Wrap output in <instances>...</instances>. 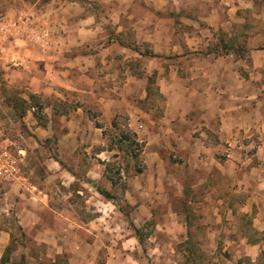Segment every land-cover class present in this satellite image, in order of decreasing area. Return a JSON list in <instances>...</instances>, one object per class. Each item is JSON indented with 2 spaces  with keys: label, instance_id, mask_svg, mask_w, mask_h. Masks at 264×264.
<instances>
[{
  "label": "crops",
  "instance_id": "obj_1",
  "mask_svg": "<svg viewBox=\"0 0 264 264\" xmlns=\"http://www.w3.org/2000/svg\"><path fill=\"white\" fill-rule=\"evenodd\" d=\"M1 1L6 12L0 15V27L9 22L19 25L12 36L2 39L0 70L6 71L8 89L25 86L30 95L52 102L45 105L50 121L38 129L46 137L56 135L59 156L50 160L45 188L26 178L18 212L26 234L48 248L44 256L50 262L153 264L159 260L151 250L144 257L140 254V239L129 231L117 204L98 192L101 188L113 194L118 187L106 172L107 152L115 150H101L85 157L86 162L76 157L79 148L105 149L110 141L105 131L117 130L118 124L113 123L123 117L144 146L143 169L129 173L121 168L117 176L135 195L153 202L154 196L166 191V182L175 186L174 195L187 196V191L207 181V171L222 173L225 168L228 171L223 173L234 180V193L248 198L242 209L254 214L252 225L264 235V0ZM97 2L103 5L100 12L94 9ZM128 4H136L139 10L124 13ZM159 18L167 19L166 27L161 28ZM126 19L130 20L127 28ZM176 19L183 24L179 28ZM111 20L112 29L104 26ZM127 30L139 42L148 43L152 52L145 55L141 46L126 44ZM132 52L139 59L148 58V73L158 71L161 63L167 65V72L158 75L160 97L152 109L138 104L148 97V89L142 90V75L126 70ZM16 58L22 67L8 64ZM117 78L122 80L119 86ZM73 101V109H62ZM171 148L179 150L189 175L203 170L202 182L190 178L187 190L179 185L168 167L166 155ZM223 151L225 165L216 156ZM71 160L76 162L74 168ZM81 163L84 169L79 170ZM53 179L70 188L69 198L75 196L84 204L55 202L46 186ZM138 208L145 209L144 205ZM140 225L138 220L134 224L137 229ZM181 226L188 240L189 225ZM9 243L10 235L2 234L0 258ZM251 244L246 245V256L255 262L264 251V238ZM26 258L35 261L27 249Z\"/></svg>",
  "mask_w": 264,
  "mask_h": 264
},
{
  "label": "rangeland",
  "instance_id": "obj_2",
  "mask_svg": "<svg viewBox=\"0 0 264 264\" xmlns=\"http://www.w3.org/2000/svg\"><path fill=\"white\" fill-rule=\"evenodd\" d=\"M97 4L94 8L95 11H102L103 5H99L98 2ZM138 10L136 4H128V7L124 8V13ZM165 11L170 12L171 10L166 9ZM5 12L6 5L0 0V15H4ZM102 14L103 12L101 17ZM159 21L161 28L167 26L166 18H159ZM124 23L127 25L126 28L130 26L129 19L124 20ZM180 24H182L181 20L176 19L177 28ZM104 26H109L112 29V20L111 22L105 21ZM127 32L128 36L124 39L126 44L134 45L137 48L141 46L145 55L152 52L149 50L148 43L139 42L135 38L134 32L130 30ZM175 58L177 57L175 56ZM127 59L126 70L141 74L144 84L142 90L145 88L149 90V96L144 101L136 98L138 104L146 110L154 108L155 101L160 97L158 75L163 71L167 72L166 63L158 65V71L148 73L150 66L146 67L145 62L148 58L139 59L134 57L132 52V56L128 55ZM8 64L11 66L10 62ZM5 73L6 71L0 70V162H5L6 154L10 159L15 160L19 167L20 180H16L17 178L8 180L0 176V237L4 233L10 235V243L3 250L0 263L3 257H7L10 259L8 264H30L32 262L34 264H68L67 259H58L56 263L50 262L44 256L48 252V248L35 243L33 238L23 230L18 218L21 195L26 192V178L39 185L40 188H45L44 181L46 178L49 179L51 171L49 164L53 162L50 160L55 161L59 156L58 148L54 142L56 135L54 138L46 137V132L38 129L40 126L45 127L50 121V117L45 113V105L52 102L40 97L39 103L33 102L30 100V92L26 91L25 86L21 88L15 85L12 89H8L10 84L6 81ZM121 81V78H117L115 85L119 86ZM23 101L28 102L26 103L27 110H23V106H21ZM74 107L73 101L66 103L62 109L69 111ZM93 109L99 110L97 107H92ZM94 115L97 118V114L94 113ZM53 119V125L60 131L58 119L54 117ZM115 122L119 127L117 130L109 128L105 131L110 138L105 149L102 146L79 148L76 151L78 153L76 157L81 156L82 162L83 158L86 162L85 157L95 156L101 150L114 149V152H107V156L110 158L109 164L116 168L115 172L121 168L126 171L143 169L141 158L138 161L135 158L131 159L132 150L130 148L129 151L128 148L125 149L126 147L123 148L124 150L118 149L122 145L119 143L122 134H127L132 140L136 139V136L127 129L126 118L123 117ZM140 145L142 144L140 143ZM170 151L171 154L166 155L169 157L168 167L175 172L177 181L182 188L184 187L186 190L189 188L190 178H193V182L203 181V170L196 169L193 176L189 175L188 164H185L181 158L179 150L171 148ZM226 154V151L218 153L220 156L216 154L220 159L219 162L223 165H225ZM71 161L70 165L74 168L76 162ZM83 165L81 163L79 170L84 169ZM225 171L228 170L224 168L222 173L217 169L207 171L205 173L207 181H204L199 188L187 191L190 192L187 196L174 195L175 186L172 188L165 182L166 191H161L154 196L153 202L148 197L143 198L140 194L135 195L134 189L128 188L126 181H117L118 187L114 189L113 194L121 212L120 217L126 220L129 231L135 235H137L135 222L138 220L141 224L138 237L142 240L139 243L140 248L137 250L143 257L151 250L159 256V260L153 264H264V251L254 259L255 262L250 256H246V245L263 240L264 235L252 225L254 214H247L242 209L248 198L241 193H234L235 188L232 186L234 180L230 175L224 174ZM212 183L216 186L214 187ZM209 185L212 186L209 187ZM46 186L49 192L55 196V202L57 200L59 202L60 200H76L75 196L69 198L70 188L61 185L56 179L47 183ZM76 201L79 205L84 204L81 199ZM200 202L202 204L199 205ZM141 205H144L145 209L140 210L138 207ZM173 221L179 223L173 224ZM183 222L188 223L191 231V237L188 240L183 237L181 226ZM170 230L175 236L170 233ZM150 237L151 239H149ZM246 240L249 243H245ZM26 249L30 258L33 257L35 261L26 258Z\"/></svg>",
  "mask_w": 264,
  "mask_h": 264
},
{
  "label": "trees",
  "instance_id": "obj_3",
  "mask_svg": "<svg viewBox=\"0 0 264 264\" xmlns=\"http://www.w3.org/2000/svg\"><path fill=\"white\" fill-rule=\"evenodd\" d=\"M148 96H149V90H148ZM30 100H32L33 102L36 101V103H37L39 101V97L36 96V95H31L30 96ZM26 103H28V102L27 101H23L22 102L21 106H23V110H27L26 109ZM41 110H42V108H41ZM113 126L117 127L116 126V122L113 123ZM119 143L122 144V145H120L118 147V149L124 150L123 148H125V147H126L125 149L128 148V151L131 149L132 150V153H131L132 157L135 158L137 161L139 160L140 155H141V151H142V145H140V143L138 141H136V139L132 140V138L127 136V134H122V136L119 139ZM114 169H116V168H114V166L108 164L106 172H107V175H108L107 176L108 179H110L112 181V183L116 184L118 179H120V178L116 177L120 173L119 172L120 170L117 169V171L115 172ZM136 171L140 172V169H137ZM114 172H115V174H114ZM98 192L103 197H105L106 199L112 200L114 203H116V198H115V196L112 193H110L108 191H105V190H103L101 188L98 189ZM136 231H137V236H139L138 233H139L140 230L137 229ZM139 239H140V241L142 240L140 237H139ZM8 250H9V248L7 249V251ZM9 261H10L9 258L3 257L0 264H8Z\"/></svg>",
  "mask_w": 264,
  "mask_h": 264
},
{
  "label": "built area",
  "instance_id": "obj_4",
  "mask_svg": "<svg viewBox=\"0 0 264 264\" xmlns=\"http://www.w3.org/2000/svg\"><path fill=\"white\" fill-rule=\"evenodd\" d=\"M18 27H19L18 23H12V22L1 25L0 27V54L4 53V51H2V48H3L2 39H4L5 37L8 38L9 36H12V30L14 29L16 30V28L18 29ZM10 63H11V66L15 68L22 67L23 65L20 58L12 59ZM4 161L5 162L3 163L0 162V176L6 179L17 177L19 174V167L17 165V162L15 160L10 159L7 154L5 156Z\"/></svg>",
  "mask_w": 264,
  "mask_h": 264
}]
</instances>
